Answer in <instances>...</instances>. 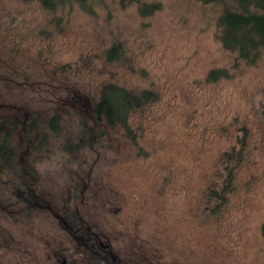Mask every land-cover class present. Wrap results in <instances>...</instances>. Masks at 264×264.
<instances>
[{
	"label": "rangeland",
	"instance_id": "1",
	"mask_svg": "<svg viewBox=\"0 0 264 264\" xmlns=\"http://www.w3.org/2000/svg\"><path fill=\"white\" fill-rule=\"evenodd\" d=\"M91 8L0 0V139L15 128L13 166L0 164V264H264V51L247 62L220 43L218 18L236 6ZM214 69L227 78L207 81ZM109 84L154 95L130 137L92 114ZM244 134L227 204L212 212L206 190Z\"/></svg>",
	"mask_w": 264,
	"mask_h": 264
},
{
	"label": "trees",
	"instance_id": "2",
	"mask_svg": "<svg viewBox=\"0 0 264 264\" xmlns=\"http://www.w3.org/2000/svg\"><path fill=\"white\" fill-rule=\"evenodd\" d=\"M36 1L43 8L54 11L58 6L77 4L86 12L91 11V5L94 0H27ZM203 4L230 2L237 9L226 8L220 14L218 21L222 26V32L218 39L225 49L237 52L238 56L247 62H253L260 51H264V0H197ZM137 2V0H121V4ZM157 9V8H156ZM154 6L143 7L139 11L141 14L152 13ZM122 49L119 44L113 45L107 52L108 60H118ZM228 73L225 69L211 70L206 77L209 82H215L219 79L227 78ZM154 95L151 91H142L139 94H133L126 88L116 84L105 86L101 92L100 98L92 105V114L97 122L105 121L109 125H117L123 131L124 135L131 136L130 116L137 110H141L147 104L152 102ZM32 119L29 125V132L35 124ZM58 123V116L53 115L47 121V126L52 129L53 125ZM27 124V123H26ZM27 125V126H28ZM6 131L0 139V164L5 168L13 166L14 147L11 144L12 131ZM136 135L132 136L134 140ZM45 136L37 139V147H41ZM248 150L246 134L238 139V146H233L230 150L224 151L220 159V165L226 171V176L222 180L220 188L208 187L206 190L207 201L216 200L212 206V212H220L227 204L229 180L235 175L236 169L242 165L245 160V153ZM232 162V164L230 163ZM231 164V165H230ZM230 165V166H229Z\"/></svg>",
	"mask_w": 264,
	"mask_h": 264
}]
</instances>
